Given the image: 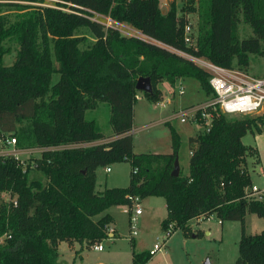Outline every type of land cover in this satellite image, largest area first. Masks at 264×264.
<instances>
[{"label":"trees","instance_id":"16d2710c","mask_svg":"<svg viewBox=\"0 0 264 264\" xmlns=\"http://www.w3.org/2000/svg\"><path fill=\"white\" fill-rule=\"evenodd\" d=\"M10 1L0 0V139L15 137L20 148L48 150L24 170L13 159L0 157V194L9 192L16 201V206L0 202V264H58L61 242L78 244L75 254L80 258L84 247L108 238L113 219L99 215L152 196L165 200L163 231L173 223L174 231L190 236L189 222L200 216L239 222L234 264H264V230L245 232L247 214L264 220V203L244 198L253 183L245 169L253 149L242 143L247 133H260L263 117L229 120L211 108L209 132L187 139L188 174L182 175L179 164V175L173 177L181 137L168 123L171 153L133 151L136 81L150 80L152 93L142 94L152 103L162 100V82L173 87L187 78L211 99L208 75L155 44L89 19L94 12L173 49L246 71L250 56L264 59V0H188L183 10L197 16V50L184 45V16L176 15L173 4L161 13L159 0H56L54 7H18L14 21L2 10ZM241 23L251 30L247 38L238 37ZM82 27L96 39L86 49H80L85 38L75 35ZM12 38L18 46L16 59L5 66L4 42ZM100 102L109 105L113 137L86 148L49 149L104 140L94 122L85 119L86 111ZM124 162L131 167L128 186L96 192V170ZM151 257L135 252L132 244L131 264H146Z\"/></svg>","mask_w":264,"mask_h":264},{"label":"rangeland","instance_id":"374dc122","mask_svg":"<svg viewBox=\"0 0 264 264\" xmlns=\"http://www.w3.org/2000/svg\"><path fill=\"white\" fill-rule=\"evenodd\" d=\"M188 0H159V8L161 13L165 14L169 11L173 4L176 8V15L184 16L183 6ZM2 8L3 13L14 21L17 9L21 7H38L35 2L27 1H10L5 2ZM10 3V4H9ZM53 1L44 0L41 5L53 6ZM19 7V8H18ZM190 22L196 28L198 19L195 13H189ZM97 21L105 23L103 19ZM106 24V23H105ZM111 25V24H106ZM116 27L125 35H135L122 26L111 25ZM77 37H84L85 41L80 45V49L90 47L95 41V37L87 27L79 28L75 31ZM251 35L248 26L240 24L238 37L240 39L247 38ZM4 48L7 50L3 57V64L11 66L16 59L18 46L15 40L8 39L4 42ZM56 66V65H55ZM246 72L251 76L260 77L264 74V59L259 56H250ZM56 76V80H57ZM184 88V94L178 95L172 92V86L168 82H162L159 89L162 93V99L168 97L172 103L166 108L155 109L153 103L148 101L141 92L139 100L133 105V123L131 135L133 137V151L137 154H168L171 152L170 130L166 125L172 126L181 137V147L179 151V164L182 175L188 174V158L186 143L187 139L195 136L199 131V127L192 125L190 122L180 123L177 119L170 121L165 118L173 115L178 110L193 105H199L208 100L200 88L197 81L193 79H184L179 81ZM110 108L107 103L100 102L94 109L85 113L87 121L96 120L100 127V132L105 138H108ZM227 119H241L243 116H227ZM251 117H263L264 110ZM258 122L260 133H247L242 138L243 145L252 147V152L246 158L245 169L254 182L261 186L264 177V123ZM98 131V130H97ZM108 141V140H107ZM98 143H101L99 141ZM37 153L23 155L22 160L25 165H34V159L38 158ZM110 172L107 173L104 168H98L96 175V191L102 190L105 186L111 188H125L129 184L131 167L127 162L113 164L109 166ZM5 193V192H4ZM4 193L0 194V202L5 199ZM164 198L152 196L145 200H140L143 215L139 216L133 226L137 235L134 240L131 239V229L129 223V211L125 206H115L113 208L114 227L116 230L115 240H107L104 242V250L101 252L94 251L92 247H84V260L79 258L68 259L67 255L57 260L58 264H130L132 244L135 252H144L152 247L154 243L160 241L164 233L160 229L159 222L161 216L165 214ZM135 205H133V210ZM194 220V219H193ZM191 220L189 226L191 235L196 237L184 236L182 230L177 229L170 238L166 240L164 249L152 256L146 264H234L238 255V242L241 235L239 222H220L219 219L212 215L208 220L203 219L196 223ZM246 229L248 235L257 234L264 229V220L253 214L246 215ZM110 229V227H109ZM114 232V229H113ZM159 236L156 240L155 237ZM133 241V242H132ZM107 242H111L107 245ZM79 247L78 244H76Z\"/></svg>","mask_w":264,"mask_h":264},{"label":"built area","instance_id":"2783aa9c","mask_svg":"<svg viewBox=\"0 0 264 264\" xmlns=\"http://www.w3.org/2000/svg\"><path fill=\"white\" fill-rule=\"evenodd\" d=\"M46 1V0H45ZM56 3V0H49ZM41 5V4H38ZM43 6V5H42ZM54 7V6H53ZM67 12H70L66 10ZM91 13L89 18L91 21L104 25L105 27H110L118 30V32L125 37L137 38L147 43L155 44L177 56L182 57L193 63L196 67L204 71L208 75V84L213 92V98L206 100L202 104L189 106L187 108L178 110L174 112L173 118L179 120L180 123L184 124L190 122L192 125L199 127V131L209 132L212 125V113L210 112L211 108L218 109L223 115L227 116H252L260 113L264 110V75L260 77L251 76L246 71L237 69V68H223L220 67L211 61L202 58L196 57L189 53L173 49L169 46L161 44L145 35L140 31L135 30L127 24L116 23L111 20L109 17H105L94 12ZM98 19H103L106 21V24L122 26L128 31L135 33V35H125L121 33L116 27H111V25H106L103 22L97 21ZM185 23L183 25V42L184 45L193 50H197L196 45V28L190 22L189 15L184 14ZM176 93L178 95L184 94V88L181 82H177ZM175 86L172 87V92L175 94ZM140 96L135 95V100H139ZM172 103L171 99L168 97L163 98L160 101L153 103L155 109L166 108ZM198 131V132H199ZM0 145H2L0 150V157L2 158H11L16 162L18 167H22L23 170L26 168L24 161L21 159L23 155H29L37 153L39 156L42 151L48 150L47 148H26L18 147L16 138H1ZM92 143L84 144H69L64 146L52 147L50 150L57 151L69 148H86L92 146ZM39 158V157H38ZM106 172H110V168L106 167ZM6 196L4 201L5 203H11L13 206H16V201L12 199L9 192H5ZM244 198L248 201H258L264 203V178L262 180V185L259 186L254 182L249 187H246L244 190ZM133 205L135 209L133 210ZM129 211V223L131 229V239L137 235L133 223L136 222L138 217L142 215V207L140 206V200L138 198L132 199V206L127 208ZM212 216L208 217H196L193 221L196 223L200 222L203 219L208 220ZM192 228V227H191ZM174 232V224L170 223L166 230L163 231L164 235L160 241L154 243L152 249L149 251L151 256L155 255L157 252H161L164 249L166 240L171 237ZM113 229H108V238L99 243H96L92 246L94 251L101 252L104 250V242L113 237ZM110 235V236H109Z\"/></svg>","mask_w":264,"mask_h":264},{"label":"crops","instance_id":"0c3cea01","mask_svg":"<svg viewBox=\"0 0 264 264\" xmlns=\"http://www.w3.org/2000/svg\"><path fill=\"white\" fill-rule=\"evenodd\" d=\"M97 107V106H96ZM110 115V114H109ZM166 120H169L170 119V121L172 120V119H174L173 118V115H170V116H168V117H166L165 118ZM91 121H93L94 122V124H95V126H96V128H97V130H98V132H100L101 130H100V127L98 126V124H97V121L96 120H91ZM109 125H110V123H109ZM108 132V134L110 135L108 138H105L104 140H101V143H104V142H106L109 138H111V137H113V131H112V128H111V125H110V130H108L107 131ZM101 133V132H100ZM170 134V133H169ZM99 141H97V142H94V143H92V144H94V145H97V144H99L98 143ZM170 143H171V140H170ZM171 153V152H170ZM105 171H106V168H105ZM109 173V172H108ZM264 178V177H263ZM251 179H252V182H254V179L251 177ZM255 183V182H254ZM256 184V183H255ZM104 189H109V188H107L106 186H105V188ZM104 189H102V190H98V191H96V192H98V193H100V192H102ZM95 190H96V187H95ZM143 200H145V199H143ZM142 201V200H141ZM125 207V206H124ZM164 207H165V214L163 215V216H161V219H160V222H159V226L161 225V222L164 220V219H166V217H167V211H166V205H165V202H164ZM113 208H115V206H113V207H110L108 210H106L103 214H101V215H99L97 218H99V217H101L102 215H104V214H108L112 219H113V222L109 225V227L110 228H112V229H114V233H113V237L111 238V240L113 241V240H115V234H116V230H115V227H114V217H113ZM143 213L144 212H142V215H143ZM141 215V216H142ZM160 229H161V227H160ZM245 229H246V220H245ZM162 230V229H161ZM264 230V229H263ZM262 230V231H263ZM163 231V230H162ZM260 233V232H259ZM258 234V233H257ZM252 235H254V234H252ZM110 236V235H109ZM158 237L159 236H156L155 237V239L157 240L158 239ZM133 240H134V238H132ZM240 239V238H239ZM133 242V241H132ZM111 243V242H110ZM110 243L109 242H107V245H110ZM239 243V242H238ZM154 245V244H153ZM153 245H152V247H153ZM152 247L150 248V249H148L147 251H145V252H149L151 249H152ZM80 249V247H77V245H76V243H73V244H68V243H65V242H61V243H59L58 244V259H60V257L62 256H64V254H66L68 257V259H73V261L75 260V259H77L78 257L76 256V254H75V252L76 251H78ZM154 256V255H153ZM80 260H84V254H83V252H81L80 253V258H79ZM72 264H74V263H72ZM130 264H131V261H130Z\"/></svg>","mask_w":264,"mask_h":264},{"label":"water","instance_id":"95a60500","mask_svg":"<svg viewBox=\"0 0 264 264\" xmlns=\"http://www.w3.org/2000/svg\"><path fill=\"white\" fill-rule=\"evenodd\" d=\"M135 89L138 92H141V93L151 94L152 93V85L150 83V80L148 78H139L136 81ZM171 175L173 177H178V175H179V162H178V158L175 159L174 169H173Z\"/></svg>","mask_w":264,"mask_h":264}]
</instances>
